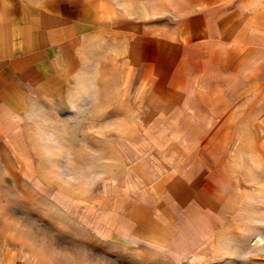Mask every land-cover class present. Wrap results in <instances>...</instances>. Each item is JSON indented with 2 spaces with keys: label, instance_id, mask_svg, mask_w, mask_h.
Returning <instances> with one entry per match:
<instances>
[{
  "label": "rangeland",
  "instance_id": "rangeland-1",
  "mask_svg": "<svg viewBox=\"0 0 264 264\" xmlns=\"http://www.w3.org/2000/svg\"><path fill=\"white\" fill-rule=\"evenodd\" d=\"M98 38L5 126L1 248L28 264H264V115L203 121L192 139L164 130L171 116L147 123L121 98L122 45ZM137 213L169 237L135 236Z\"/></svg>",
  "mask_w": 264,
  "mask_h": 264
},
{
  "label": "crops",
  "instance_id": "crops-1",
  "mask_svg": "<svg viewBox=\"0 0 264 264\" xmlns=\"http://www.w3.org/2000/svg\"><path fill=\"white\" fill-rule=\"evenodd\" d=\"M97 37L122 45L121 98L138 102L147 123L171 116L164 130L192 139L203 121L219 132L242 109L264 115V0H0V138L37 94L68 80L85 39L90 47ZM134 220L142 239L170 235ZM27 261L0 246V264Z\"/></svg>",
  "mask_w": 264,
  "mask_h": 264
},
{
  "label": "snow or ice",
  "instance_id": "snow-or-ice-1",
  "mask_svg": "<svg viewBox=\"0 0 264 264\" xmlns=\"http://www.w3.org/2000/svg\"><path fill=\"white\" fill-rule=\"evenodd\" d=\"M264 243V241H261ZM88 254L86 252L78 253L76 259L81 261V264H86Z\"/></svg>",
  "mask_w": 264,
  "mask_h": 264
}]
</instances>
